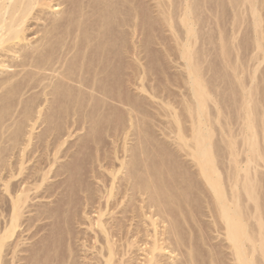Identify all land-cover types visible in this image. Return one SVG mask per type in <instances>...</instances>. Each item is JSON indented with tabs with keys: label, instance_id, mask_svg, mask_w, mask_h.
Listing matches in <instances>:
<instances>
[{
	"label": "bare ground",
	"instance_id": "obj_1",
	"mask_svg": "<svg viewBox=\"0 0 264 264\" xmlns=\"http://www.w3.org/2000/svg\"><path fill=\"white\" fill-rule=\"evenodd\" d=\"M125 1L127 2V0H0V208H1L0 216L3 215V213H5L4 214L5 216L3 218L4 219L3 224H1L0 222V264H16L17 260L19 262L20 260L26 261V259L30 261L29 258L31 257H32L31 264L35 263L34 259L37 262L36 257L40 255L42 249L41 251L40 249L39 251H37L40 253L34 251L38 249H34V250L32 249L34 251L33 252L34 255L33 253L32 254L29 253L30 251L26 249L27 247L26 248L22 247V249H18L20 243L22 244V242H20L22 239L18 238L17 236H21V234L23 233L22 232L18 233L17 230L23 224H25L24 223L25 220L23 219V217L25 216V212L27 213L32 211L34 212L32 217H30L31 215L29 216V214L27 215L30 217L29 218L30 220L27 219L28 217L27 218L24 217L28 221H30L28 222L26 220L27 225L25 224V226H27L28 228L27 227L23 228L24 230L26 229V231L27 229L29 230L32 226L35 225L34 224L35 221L37 222L35 223L38 224L39 223L38 221L41 222V220L44 219L48 220L50 218L51 220L52 215L54 213L57 214V212H61L58 211V209L56 210L57 206L55 203L62 201V199L58 200L59 198H61L60 188L67 184V180L69 179L68 177H70V173H69L70 167H66L65 165H63V163L61 164L59 163V165H57L56 167L54 166L58 161H60L58 160L59 158H61L59 154L68 156L67 148L70 146L68 147L66 146L65 148L63 147L67 143L69 137H71L73 134L71 128L73 129V127H75V130L80 129L81 131L82 129H84V123L85 121L87 122V118H91L88 119L89 121L88 123H90L91 122L90 120L93 119L92 117L94 115L96 116L97 114L99 115L103 107V102L106 101V99H110L112 101H114L115 99L117 100L120 93H118L115 90V86L121 77H123L122 79L124 81V84L125 83L129 84L132 83L134 79L136 80L135 77L137 76L133 74V72H131L132 71L131 69H133L131 66V61L128 60L127 58L132 60L133 58L130 57L131 56L134 57L132 47L130 46L131 42L129 41V39H131L130 37H132L135 34L136 30L138 29V28L136 29V27H139L135 24L136 23L135 16L139 10L136 12L133 6L125 5L126 4ZM236 1H234V3ZM239 4L240 3H237V6ZM253 4L250 7H252ZM125 7H127L126 10ZM254 7L255 6H253L252 14L256 15L254 11ZM47 13L48 15L49 13L51 15H49V17L48 16L45 17ZM42 19H44L43 20L44 24L43 27L40 28L39 24L42 23L41 22ZM33 20L34 21L37 20L39 23L38 24L35 21L37 23L35 24L36 28L34 26L31 28V26L34 25L32 24ZM257 20L258 19H256V21ZM140 21H137V23H139ZM182 22L185 26V31H186L185 39H188V35L193 33V29H192V24L189 21V10L187 8L184 10ZM254 23L255 25L259 26L258 25L259 23L258 24H256V22ZM124 27H128L129 29L127 30ZM144 29L145 27L141 28L142 34H144L145 32ZM30 31L31 33H29ZM122 33L127 34L125 35L126 37L128 36L127 39H125L126 37ZM30 34H34L37 36L36 38H34L35 40L32 41L31 39L28 38ZM119 34L123 35V37L125 38L122 37V39H120L119 37L121 35L119 36ZM123 39L127 40L125 41L126 46L124 44L125 42H123L124 41ZM187 43H185L186 48L182 54L185 58L187 67L189 69V84L191 87L192 95L194 97L195 105L193 104L194 107L190 106L186 108L187 109L186 114L190 117V120L192 119V122L190 121L191 123L190 125L191 128L189 132L190 134L187 135L185 131H182L181 128L177 127L176 129L178 128L179 129L178 131L176 130L177 132L176 137L177 139H179L178 141H180V143L175 144V146L179 145L178 147H180V150L185 151L182 153L184 155L186 153V156L191 158L193 164L190 163L189 164L194 165V169L197 168L196 169L197 173H199L200 176H202V180H204L202 182H205L206 188L207 187L209 188V189L207 188V191L209 190L210 193L209 196L211 197V194L213 196V198H210V200L211 199L214 200L217 211L215 212L213 209L212 211H214L215 214L218 212L217 213L218 221L219 220L221 221L222 228L225 231L224 238H226V241L228 242V247L231 255V259L230 257L229 259L233 261L231 262L233 264H264V218L262 216L263 206H261L262 202L258 201V198H260L259 195L261 193L260 191L261 189H259V186H261L260 183L261 181L259 182L258 179L259 176H257L255 173L253 174H255L256 176L251 175L250 173V169L252 165L254 167V165L257 164L260 158L264 160V153L261 152L262 150L260 145H258L257 142L258 138L256 137L257 124L255 123L256 122L255 120H257V115H258L257 111L259 110L257 109L258 107L256 108L257 103H256V99L254 98L255 96H253L254 93L252 95L253 91H251L249 87H248L249 89H247L245 88L244 85L243 86L241 85V87H244L243 88L244 96H242L244 98L241 99L242 102H240L243 111L241 115L242 119L240 121H242L243 124L242 126L244 127L243 131L246 132L245 134H243L242 137L244 138L242 145H246L245 148L246 157L243 154L242 155L244 156V158H246L245 159L246 161L243 160L244 159L243 158L242 159L243 163L244 162L245 163L244 165H241L239 163L241 165L240 166L238 162H235V160L233 159L234 163L231 162L233 164L232 166L233 168H228L229 166H227V170L222 169L225 170V172L223 171L221 172L226 174V175L223 174L224 176H222L221 175L222 173L220 174V171L218 170L219 162L217 161L218 159L216 158L219 157V155L216 156L219 153L216 154L214 147L215 145H213V143L211 142L213 133L211 134L210 129H208V124L206 123V118H205L206 117L205 106L208 102L209 95L207 93L206 86L203 84L200 78V74L195 64L192 61V55L190 49L187 47ZM139 67L140 66H138V68ZM142 68L143 69L140 72L137 70L139 72L138 79L141 80L143 78L141 74L143 73L144 76L146 72L145 61ZM37 88L39 93L37 91L36 93L35 90H33ZM29 90L30 91L33 90V91H31V94H29V96L26 97L24 94H26V92H29ZM38 94L41 95L43 99L38 98L39 97ZM128 109L129 107H127V110ZM133 111L135 110L133 109ZM174 118L178 119L179 117L176 114V117ZM97 119L99 118L97 117ZM177 119H175V123L177 122L176 124L179 125L178 121L180 119L176 121ZM134 120L138 121V119H134ZM92 121H94V119ZM122 123L123 122H121V124ZM38 124L39 125L44 124V126H42V129L40 128L41 129L40 131L35 133V131H37L36 129ZM85 129L88 130V128ZM91 130H93V128ZM187 130H189V128L186 129V131ZM117 135H115L116 138H118ZM124 138L128 139V135L127 137ZM139 138H137L136 140H138ZM144 145L148 146V143ZM144 145L142 147H144ZM80 146L81 144L79 145V147ZM144 150L142 148V151ZM124 151L128 153L131 150L128 148V146H125ZM36 152L38 153L37 155ZM234 153L235 152L233 150V155H231L232 158L235 156ZM34 154L36 156H34ZM141 154L143 155V153ZM70 155L71 154H69V156ZM131 156L132 157L130 158H134L133 154H131ZM224 156L226 157V155ZM256 159L258 160L257 162ZM230 160L232 161V159ZM31 161H32L31 166L29 165L27 166L26 163ZM144 162L145 161H143L142 163V160L140 161L137 158L132 159V161L130 159L128 160L124 158L121 160V165L119 166L120 168L115 169L114 167L115 165H113L111 170L109 168L110 171L107 168L106 170H108L110 174L109 184L106 182V181L109 182L108 179L103 180L105 177L103 178L100 176L101 178H103L101 179L103 183L105 181L106 184L105 183L102 184L103 187L105 188L104 191H102L101 188L97 189L98 192L99 189L101 190V193L100 192L98 193L101 194V196L99 195L98 196L100 198H103L105 201L104 203L99 201L97 202L98 206L96 207L97 208L96 210L98 214L97 217H95L96 221L95 222L92 221L91 225L97 226L98 229L96 230L95 228L94 231L95 232L97 231L96 233L98 234V236H101L102 238L101 241L103 244L100 243L101 241L99 239L97 238L96 239L99 240L100 241L99 243L103 245L100 246L104 250L102 251L100 249L101 252H99L98 250V254L100 253L101 255L100 257L96 258L95 262L93 263L94 264H126L128 261V264H136L137 263L136 261L139 259L137 252L135 253V251H133L135 250L136 247L138 252L141 251L144 254V259H143L144 264H188V263L195 264L196 262H194V256H193L194 254L192 255L191 250L187 249V253L184 254L185 255L184 258L186 259L185 262L184 260L181 261L182 259L178 260L176 258L177 255L176 256L171 255L175 252L176 248L179 247L178 245H180L179 242L181 239V236L179 238V235H177L176 230H174L175 229L174 221L176 222V220L173 219L175 215L172 217L173 215L172 212H174L172 211V209L177 208V206H175L174 204L178 203V205L180 204L182 205L180 201H183L186 192L184 193L178 191L180 193L177 194L178 192L176 193L173 190H171L172 186L170 187L168 185L169 183L166 185V181L164 180L166 175L163 173L165 175L164 177L162 176V174H159L154 171L153 172L156 173L155 174L156 176H154V174L152 175L153 172L151 173V171L154 170L155 168L154 169L151 168L152 166L151 165L150 168L152 170L150 171L149 165L144 164ZM254 162L256 163L254 164ZM222 163L223 162L221 161V164ZM228 163H224V164H228ZM232 164H230V166ZM104 165H106V163ZM154 166L157 167V165ZM159 166L160 165L158 164V168ZM53 167L55 169H53ZM173 167H175V165ZM177 168L174 171H176ZM124 169L125 171H123ZM119 173L124 174L123 175L124 177L120 179L121 175L119 177L118 175ZM157 174L161 175V177L158 176ZM178 174H179L178 176H181L180 175L181 173L178 172ZM63 175H66L63 178L65 179L68 178V179L67 180L63 179V181L59 183H57V181L56 182L50 181L51 178L54 179L58 177L62 178ZM184 176L186 175L184 174ZM96 178H99V176L96 175ZM166 178L168 180L169 177ZM179 179L180 178L175 177L173 189H175L176 187L180 188V186L178 185L180 183L178 182ZM119 180L120 181L122 180V183L120 182L122 185L121 187L118 186V188L115 189L116 182ZM167 186H169L170 188L167 189ZM67 187L68 186H66V188ZM165 189H167V192ZM189 189L191 188L189 187ZM32 194H35L36 198L38 197V199L40 198L44 200L45 199H50V200L47 201V203H45L46 205L44 203H43L44 205L41 204L42 201L39 204L37 203L35 205H31L30 202L32 201L30 200L35 199V196L33 197ZM89 196L88 197L84 196L87 202L90 201ZM116 196H118L119 199L121 198L124 200V207L123 206L121 207V209L122 208L123 209L120 212H122L125 215L129 214L128 212H130L131 215L129 214V216L132 220L130 218L128 219H130L131 221H134L133 218L136 219L138 218L136 223L138 222L139 224L138 223H137L138 225L134 224L135 227H132L133 229L129 227L131 230L129 228L126 229L125 231L126 235L124 234L125 228L123 225V221L119 222L118 220V222H115L117 220L116 219L113 225L111 224V226H108L107 223L104 221V219H102V217L106 214L105 213L107 210L106 208L111 206L112 203L114 208L117 207L119 204L123 203V200H121L120 202L119 199L118 200L117 198L115 199ZM136 196L139 197L138 201ZM112 197H114L113 198L114 201L111 203ZM53 198L54 200H52ZM133 200H135L136 202L140 201L139 202L140 204L138 206L139 208H135L136 207L134 206L135 201L133 202ZM64 201L65 200H63V202ZM129 202L130 203L133 202L131 204V208L129 207L126 208L127 203ZM250 203H252L251 205L252 207L251 206L249 207ZM211 205L213 204L209 205L208 207L209 209L211 208L210 207ZM132 206H134L136 210L138 209L137 211V213L139 212L138 215L135 213L134 211L135 209H133ZM125 215H123V217ZM54 217L53 219H55ZM215 217H217V215ZM114 218L112 217V219ZM22 219L24 220V222L22 221ZM250 219L255 220L254 223L255 226L252 229L247 224L248 220ZM139 221H143L141 222L143 224L146 223V227L143 228L142 230L139 228L141 227ZM130 223L132 224V222ZM49 224L51 225V223ZM36 226L38 225H35V228ZM148 228L150 230H148ZM172 232L173 234L176 233L175 238L173 237L171 238V236H173L171 234ZM140 233L141 236L139 235ZM117 234H121V235L124 234L125 237L124 235L117 236L120 238L118 239L116 237ZM127 235H129L130 239ZM134 236H135L134 239L131 238ZM16 237L18 238V240L12 242L11 240L17 239ZM142 237H145L144 240ZM169 238L170 240L171 239L173 240L169 241ZM119 240L123 241L122 244H120L121 241L119 243L117 242ZM139 243L141 245L144 244L145 247H141ZM36 246L38 247V245ZM28 249H30V247ZM17 251L18 254L19 252L27 251L26 253H29V256L31 254V257H28V255L25 254L26 256L24 258H21L20 256L21 253H20L19 254L20 257L18 256L19 258H17L16 257ZM184 251H186V249ZM168 254L170 255L167 257L166 255ZM117 255L120 256L116 258ZM126 255L130 256L128 257L129 259L126 258L127 257ZM124 256H126L125 257L126 260L123 258ZM222 256H223V252H222ZM217 258L218 257H216V259ZM210 261L211 264H216L214 259Z\"/></svg>",
	"mask_w": 264,
	"mask_h": 264
},
{
	"label": "rangeland",
	"instance_id": "obj_2",
	"mask_svg": "<svg viewBox=\"0 0 264 264\" xmlns=\"http://www.w3.org/2000/svg\"><path fill=\"white\" fill-rule=\"evenodd\" d=\"M234 1L236 0H127V2L125 1L126 2L125 5L133 6L136 12L139 10L138 13L140 11L142 12V13L140 12L139 15L137 13L135 16L136 17L135 24L139 26V27H136V29L138 28L135 32L136 35L134 34L136 37L133 35L132 37H130L131 39L128 38L129 41L132 43V44L130 43V46L132 47V51H133L135 58L131 56L130 58H133L132 60L129 58L127 59L131 61V66L133 68L131 69L132 70L131 72H133V74L137 76L135 77L136 80L134 79L132 83L124 84V81L122 79L123 77H121L118 82H121L123 85L117 82L115 86V90L118 93H120L119 95L120 98L118 97L117 100L115 99L114 101L110 99H106V101L103 102V107L99 115L97 114V116L94 115L95 117L94 116L92 117L94 121H92L93 119L90 120L93 124L91 122L88 123L89 122L88 119H91V118H87V122L85 121L84 123V129H82L81 131L80 129H78L79 131L77 129L75 130V127H73V129L71 128L73 134L71 137H69L67 143L63 147V148H65L66 146L71 147V148L70 147L67 148L68 156L66 155L67 156L66 157L63 154H59L61 158H59L58 160H60L61 162L58 161L56 165L54 166L56 167L57 165H59V163L60 164L63 163V165H65L66 167H70L69 168L70 170L68 169L70 173V177H68L69 179L68 178L65 179L63 177H65L66 175H63L62 178L61 177L55 178L56 180L54 178H51L53 180L50 179V181H54V182L57 181V183L62 182L63 179L69 180V181L67 180L66 185L64 184L65 186H62L65 188L66 186H68L66 188L67 190L62 187L60 188L61 198L58 197L59 199L58 198L57 199L58 200L62 199V201L55 203L57 206V208L55 207L56 210L58 209V211H61L62 213L55 211L57 212L56 214L53 212L54 211L53 210L52 212L54 214L52 215L51 220L50 218L48 220L44 219V220H41V222L38 221L39 222L38 224H36L37 223L36 221H35L36 223L34 222L35 225H38L41 228L38 226H36L35 228V225H34L32 226L33 228L31 227L29 230L27 229L26 231V229L25 230L23 229L27 227L25 226V224L27 225L26 220L27 219L30 220L29 218L32 217L34 212L33 211L28 212V213L25 212L24 217L26 218L28 217V218L26 219L23 217L25 222L23 219L22 221L25 224H23L17 230L18 233H21V232L23 233L21 234V236H17L18 238L22 239L20 242H22L23 244L22 245L20 243V246L18 247V249H22V247L23 248L27 247L26 249L30 251L29 253L31 254L34 251L37 252L39 251V249L40 251L42 249L41 253L37 252V253H40V255L36 257L37 262L34 259L35 261L34 264H48V263L49 264H62V263L63 264H68V263L73 264L74 262H75L74 264H82V263L83 264L84 263L94 264L93 262H95L96 258L100 257L101 254L100 253L98 254V250L99 252H101L100 249L102 251L104 250L101 247L103 246L102 245L103 243L101 241L102 238L101 236H98V234L96 233L97 231L96 232L94 231L95 228L96 230L98 229L97 226L91 225L92 221L93 222L96 221L95 217H97V214H98L96 210L97 209L96 207L98 206L97 202L99 201V202L104 203L105 201L103 198L99 197L101 196V194H98V193L99 192L101 193V190L99 189V192H98L97 189L101 188L102 191L105 190L102 184L104 183L106 184V182L108 184L110 183L109 171L111 170L113 165H115L114 166L115 169L120 168L119 166L121 165V160L124 158L128 160L130 159L131 161L132 159L137 158L140 161L142 160V163L143 161H145L144 164L149 165V168L152 165L151 168L156 169V170L155 169L152 170L150 168L149 170L150 171L152 170L151 173L154 171L159 174H162V176L164 177L165 175L166 177H169V178L171 177L170 179L168 178L169 181L167 180L166 177H165L166 179L164 178V180L166 181V185L169 183L168 185L170 187L172 186L171 190H173L176 193L178 191H181L184 193L186 192L185 193L186 195L184 194L185 200L183 199V201H180L182 205L179 202L180 205H178V203L174 204L175 206H177V208H175L176 210L172 209V211H174L172 212L173 213L172 217L174 215L176 216V217L175 216L173 217V219L176 220V222L174 221V224H175L174 230H176V233L177 235H179V238L181 236V239L179 242L180 245H178L180 248L177 246L178 248H176L175 252L171 255H174V256L177 255L176 258L178 260L182 259L181 261L184 260L185 262L186 259L184 258L185 257L184 254L187 253V249H188V250H191L192 255L194 254L193 256H194V262H196L195 264H211L210 260H213V259L216 264L217 263L221 264L222 262L224 264H233L232 263L233 261L230 260L231 255H230V250L228 247V242L226 241V238H224L225 231L222 228L221 221L220 220L218 221V214H217L218 212L215 214V212L217 211L215 207L216 205L213 199L210 200V198H213V196L212 194H211V197L209 196L210 195L209 190L207 191L208 187L206 188L205 182H202L204 180H202V176H200V174L197 173V170H196L197 168L195 167L196 169H194V165H190V164H193V162L191 161V158L186 156V153L184 155L182 152H185V151L180 150V147H178L179 145L175 146V144L180 143V141H178L179 139H177L176 137V134H177L176 130L178 131V129L181 128V130L185 131L187 135L190 134L189 133L190 128H191L190 121L192 122V119L190 120V117L186 114L187 112L186 108L190 106L194 107L193 104L195 105L194 97L192 95L191 87L189 84V69L187 67L185 58L182 54L186 48L185 43L188 42L187 47L190 49V52L192 55V61L195 64L200 74V78L203 84L206 86L207 93L209 95L208 102L205 106V109H206L205 118H206V123L208 124V129H210L211 134L213 133L211 142L213 143V145H215L214 147H215L216 154L219 153L216 155V156L219 155V157H216V158L218 159L217 161L219 162L218 170L220 171V174L222 173L221 171L225 172V170H227V166H229L228 168H233L232 163H234V160L235 162H238V164L240 163L241 165H244L245 162L243 163V160L246 159L244 158V156L246 157L245 155L246 145H242L243 144L242 142L244 139L242 137H243V134H245L246 132L243 131L244 127L242 126L243 125L242 121H240L242 119L241 115L243 113L240 102H242L241 99L244 98L242 97L244 96L243 94L244 87H241V85L242 86L244 85L245 88L247 89L250 88L251 91H253L252 95L254 93L253 96H255L254 98L256 99V103L258 104V105L256 104V108L258 107L257 109L259 111H257L258 113L257 120H255L256 121L255 123L257 124L256 125L257 126L256 137L258 138L257 142H258V145H260L261 147V150H262L261 152L264 153V0H252L254 4L251 2V0H239V2L237 0L235 2L236 4L234 3ZM237 3H240V4L237 6ZM252 4L253 6H255L254 11L256 15L252 14L253 6L250 7ZM126 8L127 7H125V10ZM186 8L189 10V21L191 22L192 29H193V33L188 35V39H185L186 31H185V26L182 22L183 13ZM49 15L51 14L49 13ZM49 15L47 13L45 17L47 16L49 17ZM137 17H138V20H137ZM256 19L258 20L256 21ZM43 20L44 19L41 20L42 23L40 24L38 23L37 20H35L40 25V28L43 27V24H44ZM35 21L34 20L32 21L33 22L32 24L34 25H32L31 28L33 26L34 27L36 26L35 24L37 23ZM137 21H140V22L137 23ZM254 22H256V24L259 23L258 24L259 26L255 25ZM142 27H145L144 34H142V30H141ZM124 28H126L127 30L129 29L128 27H124ZM29 33H31V31ZM36 35L30 34L28 38L33 41L35 40L34 38L37 37ZM120 35L121 34H119V36ZM125 35L127 34L125 33L124 36ZM122 37L123 35H121L119 38L122 39ZM127 37L125 39H127ZM125 41L127 40H124L123 42ZM124 44L126 46V42ZM144 61H145V71L146 72L144 76H143V73L141 74V76L143 77L141 80V79H138V73L143 69L142 67H143ZM138 66L140 67L138 68ZM33 90H35V92L36 91L38 92V88L33 89ZM31 91L30 90L29 92L25 91L26 94L24 95L26 97L29 96V94H31ZM41 97L42 96L39 95L38 98L43 99V97L42 98ZM127 107H129L128 110H127ZM132 108L135 111H133ZM176 114L179 117L178 119H180L179 121L177 118H174L176 117ZM97 117L99 119H97ZM131 117H133L134 119H138L139 122L137 120H134ZM175 119H177L176 121H178L179 125L176 124L177 122L175 123ZM120 121L123 122L122 123L123 125L121 124ZM38 125L36 129L37 131H35V133L40 131L42 129V126H44V124L43 125L40 124L39 125L40 127ZM177 127L179 128L176 129ZM85 128H88V130ZM92 128L93 130H91ZM188 128L189 130H187L188 131L187 132L186 129ZM115 135H117L118 138H116ZM127 135H128V139L124 138V137H127ZM174 135L176 138L174 137ZM137 138H139L138 139L139 141L136 140ZM147 143H148V146L144 145ZM80 144L81 146L79 147ZM120 145H121V148H120ZM143 145L144 147H142ZM125 146H128V148L131 151H129L128 153L124 151ZM142 148L143 150L144 149L145 150L142 151ZM217 148L221 150H218ZM233 150L235 152L234 153L235 156L232 158L231 155H233ZM141 153H143V155ZM37 154L38 153L36 152V155ZM69 154H71L70 155L71 157L69 156ZM131 154H133L134 158H130L132 157ZM36 155L34 154V156ZM144 155L146 157L149 156L150 158L149 157L146 158ZM224 155H226V157ZM230 159H232V161ZM220 160L223 162L222 164ZM257 161L258 160L256 159V162ZM256 162H254V164ZM27 163H26L27 166L28 165L31 166L32 161L27 162ZM105 163L106 165H104ZM224 163H228V164H224ZM99 164L100 165L102 164V165L100 166ZM107 164L109 167L107 166ZM158 164L162 167L159 166L158 168ZM230 164L232 165L230 166ZM154 165H157V167ZM174 165L176 168L178 166L176 171H174L176 169L175 167H173ZM54 167L53 169H55ZM252 167L250 169L251 175L256 174L257 176H259L258 177L259 182L261 181L260 182L261 186H259V189H261L260 190L261 193L259 195L260 198H258V201L262 202L261 204V206H263L262 216L264 218V160L260 158L257 164H255L253 168ZM107 168L108 170L110 168V170L109 171L106 170ZM222 169H225V170H222ZM123 171H125V169ZM154 172L152 173V175L154 174V176H156L155 175L156 173ZM178 172L181 173L180 174L181 176H178L179 175ZM183 173L186 176H184ZM159 174L157 175L161 177V175ZM223 174L224 173H222L221 175L222 176L226 175V174L224 175ZM96 175H98L99 178H96ZM118 175L119 177L121 175L120 179L124 177L123 176L124 174L119 173ZM172 175L175 176L176 178H180L178 181L180 182L178 184L180 188L176 187L175 189H173L175 177H173ZM100 176L103 178L105 177V178L103 179ZM101 179L103 180L108 179L109 182L104 181L103 183ZM182 180H183V183H182ZM170 181H173V182H170ZM117 182H116L115 189L118 188V186L121 187L122 185L121 184L122 180L121 181L119 180ZM181 184H182V187H181ZM169 186H167V189L170 188ZM187 186H189L191 189H189V187ZM185 187L188 188L190 191L186 189ZM167 189H165L166 192H167ZM179 193L180 192H178L177 194ZM62 195H65V196H62ZM32 196L34 197L35 194H32ZM84 196H87V197L89 196L90 198L89 200L90 201L92 200V201L87 202ZM96 197H97V200H96ZM113 198L114 197L111 198L112 199L111 203L114 201ZM116 198L117 200L119 199L118 196H116L115 199ZM136 198L138 201L139 197L136 196ZM39 199L38 197L36 198L35 196V199L30 200L32 201L30 202L31 205H35L37 203L39 204L41 203V201H42L41 204L43 203L45 204L47 203V201L50 200V199H45V200L44 199L39 200ZM52 200H54V198ZM63 200H65L64 201L65 204ZM119 200L121 202V200L123 199L120 198ZM134 201L135 200H133V202ZM139 202L135 201L134 203V206H136L135 208H139L138 207L140 204ZM129 203H127V207L125 204L126 208L128 207L131 208L132 203L130 204ZM61 204H64V205H61ZM112 204L111 206L106 208L107 210L105 213L107 215L105 214L102 217V219H104V221L107 223L108 226H111V224L113 225L116 219L117 220L115 222H118V220L119 222L123 221V225L125 228L124 234L126 235L125 233L126 229H128L129 227L133 229L132 227H135L134 224L138 223V222L136 223L138 218L137 219L133 218V220L135 221L134 222V221H131L132 219L129 216V214L131 215L130 212H128L129 214H126L129 217H127L125 214L120 212L123 209V208L121 209V207L122 206L124 207V200H123V203L119 204L115 208ZM210 204H213L214 206L211 205L210 206L211 208L209 209L208 207ZM251 205L252 203H250L249 207ZM134 206H132L133 209H135ZM212 209L215 212L212 211ZM134 211L137 215L139 214V212L137 213L138 209L137 210L135 209ZM107 212L111 214H108ZM176 212H177V215H176ZM0 214H1V208H0ZM4 214L5 213H3V215L0 216L1 224H3V221H4L3 219L5 216ZM28 214L29 216L30 215L31 216L30 217L27 216ZM59 214L61 217L59 216ZM123 215H125L126 217L125 216L123 217ZM216 215L217 217H215ZM53 217L55 219H53ZM112 217L113 218L115 217V218L112 219ZM128 218H130L131 220ZM108 222L110 225L108 224ZM130 222H132L133 225ZM139 222L142 227V228L139 227L141 230L146 227V223H144L145 224L144 225L143 223H141L143 221H139ZM49 223H51V225ZM128 223H130L131 225ZM254 223H255V220L250 219L248 220L247 224L252 229L255 226ZM149 228L148 230H150ZM23 230L26 232H24ZM29 232H31L32 234ZM176 233L173 234L172 232L171 234L173 236H171V238L172 237L175 238ZM95 235H97L99 238ZM122 235L117 234L116 237L122 236ZM129 235L127 236L129 237ZM139 235L141 236V233ZM40 236H41V239H40ZM18 238L14 240L12 239L11 241L12 242L15 240L17 241ZM96 238L99 239L101 242L97 240ZM117 238L120 239L119 237ZM131 238L134 239L135 236ZM142 238L144 240L145 237H142ZM171 240L169 238V241ZM120 241L121 240L117 242L119 243ZM181 241L183 242V245ZM99 242L102 244H100ZM122 242L123 241H121L120 244H122ZM140 243L139 245H141ZM36 245H38V247ZM29 247L30 249H28ZM141 247H145L144 244L141 245ZM32 249L33 250L38 249V250L33 251ZM185 249L186 251H184ZM18 251L16 255L17 258H19L20 256L21 258H24L26 255H28V257H31V254L29 256V253H26L27 251L19 252V254L21 253V255L19 256ZM133 251H135V253L137 252L139 256V259L136 261L137 262L136 264H144V260H143L144 254L141 251L138 252L136 247H135V250ZM222 252H223V256H222ZM169 255L170 254L166 256L168 257ZM119 256L120 255H117L116 258H118ZM126 256H124L123 258L125 259ZM128 257L130 256H127L126 258ZM216 257L218 258L216 259ZM29 260L30 261H28V259H26V261L20 260L19 262L17 260L16 264H20V263L23 264L24 261H25L24 264H28V263L31 264L32 257L29 258ZM76 261L79 263H77ZM126 264H128V261Z\"/></svg>",
	"mask_w": 264,
	"mask_h": 264
}]
</instances>
